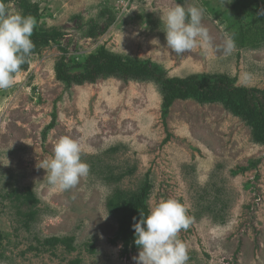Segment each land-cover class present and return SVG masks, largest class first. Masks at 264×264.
I'll return each instance as SVG.
<instances>
[{
  "label": "rangeland",
  "instance_id": "obj_1",
  "mask_svg": "<svg viewBox=\"0 0 264 264\" xmlns=\"http://www.w3.org/2000/svg\"><path fill=\"white\" fill-rule=\"evenodd\" d=\"M22 1L38 5L34 31L57 39L38 42L12 87L0 90V264H135L134 229L126 249L109 208H124L146 184L148 213L169 198L187 209L191 224L177 237L187 264H264V144L241 104L190 97L163 116L165 93L152 78L103 73L68 85L56 76L61 59L81 74L103 49L149 62L165 77L227 79L263 91L264 0H131L125 9L117 0L5 4L27 16L16 4ZM175 4L204 10L207 48L161 49L160 17ZM225 32L235 40L231 54L223 50ZM65 136L80 144L90 171L60 190L39 166ZM53 237L58 243L43 244ZM70 237L73 248L64 245Z\"/></svg>",
  "mask_w": 264,
  "mask_h": 264
},
{
  "label": "clouds",
  "instance_id": "obj_2",
  "mask_svg": "<svg viewBox=\"0 0 264 264\" xmlns=\"http://www.w3.org/2000/svg\"><path fill=\"white\" fill-rule=\"evenodd\" d=\"M259 14L264 15V11ZM203 15L204 10L195 5L187 10L180 4L170 7L160 17L166 39V45L161 49L168 54L183 55L196 47L198 42L207 48L210 38L202 25ZM36 24L32 16L10 13L4 0H0V90L12 87L14 75L32 54L35 45L31 36ZM235 47L233 35L225 32L224 53L231 54ZM161 55H164V51ZM80 154L81 147L76 140L67 136L59 138L54 144L52 156L39 166L46 172L48 185L67 190L76 187L82 178L87 177L90 168L82 162ZM4 160V166H8L10 161L6 155ZM133 220L136 221V218L133 217ZM190 224L187 209L173 198L161 200L147 215L141 213L140 219L132 225L134 244L139 249L138 255L133 257L135 264H187V247L177 237Z\"/></svg>",
  "mask_w": 264,
  "mask_h": 264
},
{
  "label": "trees",
  "instance_id": "obj_3",
  "mask_svg": "<svg viewBox=\"0 0 264 264\" xmlns=\"http://www.w3.org/2000/svg\"><path fill=\"white\" fill-rule=\"evenodd\" d=\"M11 0H4V2ZM21 9L25 11L27 16L35 17L38 14V5L30 4L27 2L16 3ZM51 39L55 41L57 36L54 35H40L33 30L31 40L36 45L38 42ZM24 66L21 65V68ZM84 72L81 74L72 75L69 72V68L66 66L63 59L60 60L56 68V76L59 81H62L69 85L70 80H76L78 83H82L85 80L95 81L96 78L103 73H114L127 78L130 76H144L147 78L154 79L159 83L165 93L163 101V116H165L168 108L172 105L175 100H186L190 97H197L200 102L224 100L233 101L241 104L246 110L248 120L251 122L250 125L254 126L255 129L260 130L262 135L261 141L264 144V90L260 91L254 88L235 87L227 79H217L212 81L210 78H201L198 76H191L184 79L169 78L163 76L162 73L158 72L155 67L149 62H139L130 59H124L117 57L103 51L98 50L93 55H90L84 62ZM149 185H144L140 193H133L130 196L129 204L122 209L114 210V206L109 208L113 214L118 213L119 224L121 231L123 230V245L127 249L129 241L125 236L129 232V227L140 219V214L147 215L148 210L145 204L147 196L149 194ZM121 191L118 193L114 192V197L120 196ZM114 210V211H113ZM134 235V233H133ZM58 238L53 237L46 239L43 244L54 245L58 243ZM68 243L64 244L67 247L73 248L71 243L73 238H67ZM61 242H64L62 240ZM137 247L134 244V236L132 238L131 248ZM77 262H75L76 264Z\"/></svg>",
  "mask_w": 264,
  "mask_h": 264
},
{
  "label": "built area",
  "instance_id": "obj_4",
  "mask_svg": "<svg viewBox=\"0 0 264 264\" xmlns=\"http://www.w3.org/2000/svg\"><path fill=\"white\" fill-rule=\"evenodd\" d=\"M118 3L122 5V7L125 9L130 3V0H117Z\"/></svg>",
  "mask_w": 264,
  "mask_h": 264
}]
</instances>
